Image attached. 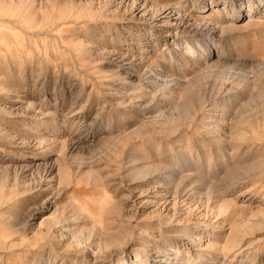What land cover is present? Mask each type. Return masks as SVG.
<instances>
[{
    "label": "rangeland",
    "instance_id": "374dc122",
    "mask_svg": "<svg viewBox=\"0 0 264 264\" xmlns=\"http://www.w3.org/2000/svg\"><path fill=\"white\" fill-rule=\"evenodd\" d=\"M0 264H264V0H0Z\"/></svg>",
    "mask_w": 264,
    "mask_h": 264
},
{
    "label": "bare ground",
    "instance_id": "6f19581e",
    "mask_svg": "<svg viewBox=\"0 0 264 264\" xmlns=\"http://www.w3.org/2000/svg\"><path fill=\"white\" fill-rule=\"evenodd\" d=\"M187 26H189V25H187ZM205 26V25H204ZM192 27V26H191ZM195 27V26H194ZM201 28V27H200ZM192 29V28H191ZM214 122V121H213ZM215 126V125H214ZM214 130H215V128H214ZM211 133H213V131H209V134H211ZM223 134V133H222ZM223 156V155H222ZM212 167H214V166H212ZM210 168V167H209Z\"/></svg>",
    "mask_w": 264,
    "mask_h": 264
}]
</instances>
